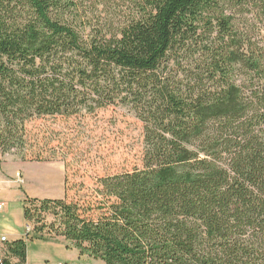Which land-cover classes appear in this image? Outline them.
I'll return each instance as SVG.
<instances>
[{
	"label": "trees",
	"instance_id": "16d2710c",
	"mask_svg": "<svg viewBox=\"0 0 264 264\" xmlns=\"http://www.w3.org/2000/svg\"><path fill=\"white\" fill-rule=\"evenodd\" d=\"M227 1L132 0L117 25L90 22L81 0H0V164L35 117L116 106L135 111L145 147L142 169L96 178L95 203L69 201L67 175L64 199L26 196L33 234L1 264L59 237L105 264H264V83L247 97L231 57L168 63L202 25L231 39ZM237 1L264 15V0ZM246 64L264 81V63Z\"/></svg>",
	"mask_w": 264,
	"mask_h": 264
},
{
	"label": "rangeland",
	"instance_id": "374dc122",
	"mask_svg": "<svg viewBox=\"0 0 264 264\" xmlns=\"http://www.w3.org/2000/svg\"><path fill=\"white\" fill-rule=\"evenodd\" d=\"M81 7L90 22L112 20L117 25L134 13L135 8L132 0H105L97 7L92 1L81 0ZM222 10L223 17L231 25V39L220 33L216 23L212 33L202 25L189 50L168 63L173 70V63H187V67L193 69L192 63H228L231 57L234 60L230 63H239L233 80L251 98L252 92L264 83L260 72H253L252 67L246 64L264 63V15L252 4L242 5L237 0L227 1ZM25 129L23 148L20 144L1 158L0 168L6 162L9 165L0 169V180H15L16 173L22 170V192L26 191L30 197L49 192L59 194V190H50L44 183L48 175L44 168L27 164L16 169L15 161H23V155H27L25 162H47L46 158L55 154L57 162L66 167L69 201H79L83 205L99 200L95 193L96 178L143 168L144 126L129 106L110 107L94 114L84 111L72 117H35L26 123ZM40 152H43L42 159H31L32 155ZM18 192H21V186L0 184V194L8 195V202L15 211L21 209L15 199ZM1 220L0 216V223ZM47 220L51 223L53 218L48 217ZM40 251L44 264H105L88 253L81 256L76 249L67 250L59 241L54 245L40 244Z\"/></svg>",
	"mask_w": 264,
	"mask_h": 264
},
{
	"label": "crops",
	"instance_id": "0c3cea01",
	"mask_svg": "<svg viewBox=\"0 0 264 264\" xmlns=\"http://www.w3.org/2000/svg\"><path fill=\"white\" fill-rule=\"evenodd\" d=\"M16 169H21L23 165L34 164L35 166H39L44 168L48 175L45 178V184L50 187V190L56 188L59 190V194H54L53 192H49L43 196H39L36 194H32L31 198H39V199H64L66 196V167L61 162H25V161H15ZM9 165L8 162L4 163L1 170ZM21 172L16 173V179L13 180H0V184H16L21 186V192L16 193L15 199L19 201V206L21 209L13 210V206L11 202H8L7 194H0V204L4 205V208L0 210V216L2 220L0 223V239L2 237H6L8 239V243L25 239L28 234H33V225L28 222L24 215V200L26 196H29L26 191L22 192V185L24 184V179L22 178V170ZM13 174V173H12ZM18 175H20L18 177ZM41 180H38L40 182ZM16 207V206H15ZM14 207V208H15ZM23 209V211H22ZM62 242V245H65L67 250L73 251L75 248H68V243L62 237H59L55 240H37L33 239L28 241V251H27V262L26 264H44V256L40 251V244H51L54 245L55 242ZM39 249V250H38ZM77 250V249H76ZM80 254V251L77 250ZM42 254V256L40 255ZM14 263H17L16 260H13ZM62 264V263H60Z\"/></svg>",
	"mask_w": 264,
	"mask_h": 264
},
{
	"label": "built area",
	"instance_id": "2783aa9c",
	"mask_svg": "<svg viewBox=\"0 0 264 264\" xmlns=\"http://www.w3.org/2000/svg\"><path fill=\"white\" fill-rule=\"evenodd\" d=\"M20 175H18L19 177ZM4 208L3 204H0V210H2ZM8 243V239L6 237H2L0 239V258L4 257L7 255L8 250L6 247V244ZM0 264H1V259H0Z\"/></svg>",
	"mask_w": 264,
	"mask_h": 264
}]
</instances>
